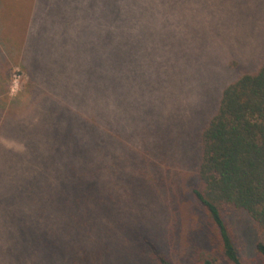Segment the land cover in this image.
Masks as SVG:
<instances>
[{"label": "rangeland", "instance_id": "1", "mask_svg": "<svg viewBox=\"0 0 264 264\" xmlns=\"http://www.w3.org/2000/svg\"><path fill=\"white\" fill-rule=\"evenodd\" d=\"M102 31L113 40L111 110L96 79L94 98L74 84ZM263 63L264 0H0V264H160L156 252L198 264L200 249L218 251L193 193L201 135L223 90ZM69 96L97 115L104 104L112 132L89 204L66 173H20L67 139L54 123ZM226 220L244 264H262L250 260L251 219L229 210Z\"/></svg>", "mask_w": 264, "mask_h": 264}, {"label": "trees", "instance_id": "2", "mask_svg": "<svg viewBox=\"0 0 264 264\" xmlns=\"http://www.w3.org/2000/svg\"><path fill=\"white\" fill-rule=\"evenodd\" d=\"M137 28L135 26L134 31ZM127 30L129 26L124 22L117 25L119 34ZM102 32L103 49L97 57L88 55L82 63L85 67L83 71L77 64V70L73 71L83 79L79 83L77 79L74 84H78L79 89L91 92L94 98L92 90L96 79L100 82L99 91L110 99L106 102L111 110L115 100L111 65L113 55L110 52L113 40ZM25 61L24 57L22 64ZM22 66L26 69L25 64ZM67 71L65 68L64 72ZM67 102L68 106H65L68 110L63 114L59 107L56 108L58 121L54 123V129L58 128V124L68 128L67 139L56 150L53 146H44L40 153H35L34 159L22 162L20 173L37 177L66 173L71 181L69 185L84 194L89 204L93 203L102 188L101 179L106 173L102 169L104 158L114 150L107 147L112 132L100 119V115L105 113L104 104L97 115L96 105L89 103V100L82 105L77 96H69ZM99 131L105 134L102 145ZM48 153L52 154V161L41 164L39 159H49ZM45 167L47 171L44 174ZM198 180V187L193 191L195 200L203 207L219 245L218 251L200 249L197 253L198 264H222V259L228 264H244L247 260L234 242L226 220L229 210L242 211L251 219L257 240L253 250L256 257L250 260L257 259L264 264V63L255 73L240 76L223 90L218 109L201 135ZM155 255L160 264H172L160 252Z\"/></svg>", "mask_w": 264, "mask_h": 264}]
</instances>
